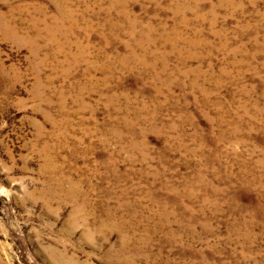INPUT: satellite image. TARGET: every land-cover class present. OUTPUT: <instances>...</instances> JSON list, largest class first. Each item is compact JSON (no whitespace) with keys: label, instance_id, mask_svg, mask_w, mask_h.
Wrapping results in <instances>:
<instances>
[{"label":"rangeland","instance_id":"1","mask_svg":"<svg viewBox=\"0 0 264 264\" xmlns=\"http://www.w3.org/2000/svg\"><path fill=\"white\" fill-rule=\"evenodd\" d=\"M0 264H264V0H0Z\"/></svg>","mask_w":264,"mask_h":264}]
</instances>
